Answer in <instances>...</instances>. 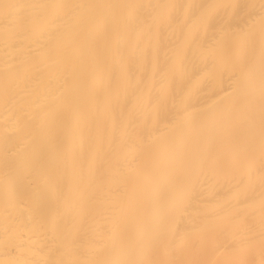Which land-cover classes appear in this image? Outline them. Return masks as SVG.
<instances>
[{
  "label": "bare ground",
  "instance_id": "6f19581e",
  "mask_svg": "<svg viewBox=\"0 0 264 264\" xmlns=\"http://www.w3.org/2000/svg\"><path fill=\"white\" fill-rule=\"evenodd\" d=\"M0 264H264V0H0Z\"/></svg>",
  "mask_w": 264,
  "mask_h": 264
}]
</instances>
